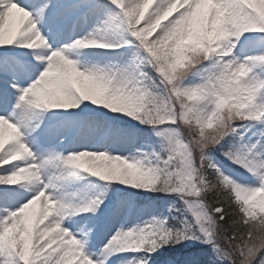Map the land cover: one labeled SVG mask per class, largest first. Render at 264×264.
<instances>
[{"label":"snow or ice","instance_id":"obj_1","mask_svg":"<svg viewBox=\"0 0 264 264\" xmlns=\"http://www.w3.org/2000/svg\"><path fill=\"white\" fill-rule=\"evenodd\" d=\"M0 264H264V0H0Z\"/></svg>","mask_w":264,"mask_h":264}]
</instances>
